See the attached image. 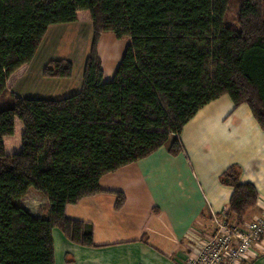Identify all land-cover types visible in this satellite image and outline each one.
I'll return each instance as SVG.
<instances>
[{
  "label": "trees",
  "instance_id": "trees-1",
  "mask_svg": "<svg viewBox=\"0 0 264 264\" xmlns=\"http://www.w3.org/2000/svg\"><path fill=\"white\" fill-rule=\"evenodd\" d=\"M264 0H239L236 25L229 0H0V264H55L51 229L94 247L91 225L66 217L68 204L97 195L100 178L143 159L173 136L181 152L183 126L208 102L227 95L246 104L264 130ZM90 20L92 38L81 89L62 99L20 98L9 87L33 58L52 24ZM111 32L126 47L103 81L97 52ZM45 77L69 78L68 60H51ZM21 123L19 150L4 138ZM229 166L219 181L232 188L224 214L237 226L258 192ZM33 188L48 210L33 216L21 200ZM115 195V210L125 202Z\"/></svg>",
  "mask_w": 264,
  "mask_h": 264
},
{
  "label": "crops",
  "instance_id": "crops-1",
  "mask_svg": "<svg viewBox=\"0 0 264 264\" xmlns=\"http://www.w3.org/2000/svg\"><path fill=\"white\" fill-rule=\"evenodd\" d=\"M92 38L90 20L49 25L33 58L14 78L9 91L20 98L62 99L77 93ZM116 45L107 65L113 74L125 49L113 33H103L98 41ZM118 40V41H117ZM103 81L106 76L103 60ZM64 59L72 64L69 78L45 77L42 69L51 60ZM15 122V129L18 128ZM21 130V128H20ZM14 135V134H13ZM173 136L151 155L103 175V192L65 206L66 217L91 225L94 247L69 242L56 228L51 229L55 264H184L194 249V231L209 232L212 214H221L232 188L219 181L231 165L239 169L240 182L255 186L256 206L247 211L245 222L264 211V130L249 107L233 105L221 96L201 107L183 126L179 135L181 152L172 156L168 147ZM7 153L19 150L12 136L4 138ZM125 196L124 205L115 210V195ZM28 194V192H27ZM24 208L40 217L48 210L29 205ZM37 197V198H38ZM264 253V235L257 244Z\"/></svg>",
  "mask_w": 264,
  "mask_h": 264
},
{
  "label": "built area",
  "instance_id": "built-area-1",
  "mask_svg": "<svg viewBox=\"0 0 264 264\" xmlns=\"http://www.w3.org/2000/svg\"><path fill=\"white\" fill-rule=\"evenodd\" d=\"M211 230L194 233V249L184 264H246L255 258L257 244L264 235V211L242 226L221 214H212Z\"/></svg>",
  "mask_w": 264,
  "mask_h": 264
},
{
  "label": "rangeland",
  "instance_id": "rangeland-1",
  "mask_svg": "<svg viewBox=\"0 0 264 264\" xmlns=\"http://www.w3.org/2000/svg\"><path fill=\"white\" fill-rule=\"evenodd\" d=\"M263 2V7H264V1ZM238 7H239V0H229V5H228V10L225 16L226 23L228 25L234 26L236 25V20H237V13H238ZM118 41V40H117ZM120 43L123 45L126 41L125 40H120ZM126 46V45H125ZM112 50H117V44L116 45H111L107 42H104L103 40L100 43V46L98 47V52L100 56L102 57L103 60V66H104V72L106 76H112L113 74V69L108 68L107 61L109 58V54L111 53ZM124 50V49H123ZM112 78V77H111ZM19 127L15 129L14 135L12 136L13 140H18L20 143V134H21V123L20 121L16 120ZM34 193H37L40 195L39 192L34 190L33 188H29L28 194L27 195H32ZM35 196V197H28L26 201L29 203V205H33V207H37L38 209H43L46 206V200L43 198V196ZM211 230V227L209 228ZM202 231V230H201ZM204 232V231H203ZM204 233H207L206 231ZM246 264H264V253L262 255H259L258 258H250L248 263Z\"/></svg>",
  "mask_w": 264,
  "mask_h": 264
}]
</instances>
